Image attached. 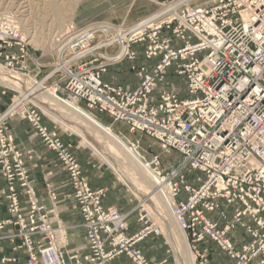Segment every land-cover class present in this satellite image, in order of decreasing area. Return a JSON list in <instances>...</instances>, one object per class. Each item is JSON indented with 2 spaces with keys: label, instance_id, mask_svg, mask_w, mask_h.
Wrapping results in <instances>:
<instances>
[{
  "label": "built area",
  "instance_id": "built-area-1",
  "mask_svg": "<svg viewBox=\"0 0 264 264\" xmlns=\"http://www.w3.org/2000/svg\"><path fill=\"white\" fill-rule=\"evenodd\" d=\"M192 1L166 2L159 11L128 27L95 22L79 29L71 27L48 79L56 77L55 90L65 98L83 101L90 109L124 123L130 133H143L162 149L181 155L179 165L167 173L158 156L146 162L169 188L173 211L190 236L194 264H206L205 254L196 248L204 236L237 264L253 258L264 264V0H215L201 7H194ZM4 19L0 16V27ZM163 27L169 28L171 35L163 36ZM100 37L103 39L98 41ZM173 37L182 44L174 47ZM12 40L17 37L11 32L0 35V43L9 46ZM144 42V57L159 60L150 68L132 67L138 78L135 87L101 79L109 64L135 60L131 45ZM112 45L117 46V52L107 54ZM9 59L7 66L12 67L14 55ZM172 65L176 75L185 79L188 96L162 90L154 102L152 94ZM12 106L2 119L16 113L10 112ZM22 107L24 103L18 112L29 119L35 135L56 151L67 171L71 200L82 218L87 247L82 255L67 247L66 227L53 225V209L38 202L20 161L4 162L11 218L0 222V229L8 224L16 227L10 240H20L17 247L27 252L25 264H110L119 254L126 255L130 264H164L147 261L135 246L149 232L156 233V227H145L127 237L126 215L102 205L104 189H92L56 131L41 123L38 112ZM1 145L11 148V137L3 136ZM132 146L139 151V140ZM189 172L195 173L197 186L189 182ZM16 180L26 194V213L14 189ZM49 197L55 205L57 194L49 192ZM219 199L242 206L235 211L236 224L245 225L241 221L244 215L254 222L252 228L246 225L253 241L243 252L235 251L226 229L219 230L203 215L216 209ZM10 261L14 259L3 257L0 264Z\"/></svg>",
  "mask_w": 264,
  "mask_h": 264
},
{
  "label": "rangeland",
  "instance_id": "rangeland-1",
  "mask_svg": "<svg viewBox=\"0 0 264 264\" xmlns=\"http://www.w3.org/2000/svg\"><path fill=\"white\" fill-rule=\"evenodd\" d=\"M49 1L50 0H0V16L11 18L12 19L11 21H13L12 26L21 27L20 29L19 28L17 29L18 31L15 34L11 32L12 34H14L15 37H17V40H12V42L9 46L5 45L3 43H0V52H1L0 68H2V70L4 72H6L10 75L16 74V75L21 76L22 80H25L26 83L28 84V86L30 84H32L34 81H43L42 85L45 87H53L54 86L53 82L56 80V77L52 76L51 78L48 79V75L51 72V70L53 69V65L57 61L58 52L63 49L64 42L67 40V38L65 37V32L68 29L69 24L74 25L75 29L82 28V27H84L90 23H94V22L95 23H97V22L98 23H110L111 25H115L116 27H122V26L128 27V26L133 25L134 23L138 22L143 17L151 15V14L159 11L164 3L169 2L171 0H77L74 4L73 9H68V8L66 9L67 0H65V1L64 0H54V2L57 5L62 7V11L60 12L62 14L59 13V15L54 13V11L51 9L50 5H48ZM212 2H213V0H193L191 3H192V5L203 6V5H209ZM143 13H146V14L143 15ZM60 20H61V22H60ZM17 23H19V24H17ZM3 25L4 26L0 27V34L2 36H5L8 32H10V31H8V28H10V26H7V24H3ZM65 26H68V27H65ZM21 32H22V35L24 37L20 35ZM161 32H162L163 36L171 35V30L169 28H166V27H163L161 29ZM25 33H27V34L25 35ZM61 34H62V37L59 38V36ZM25 37H26V39H25ZM102 39L103 38L100 37V38H98V41L102 40ZM174 40H175V38L173 37L172 45L174 47H177V46L182 44L181 41H177V40H175L176 43H174ZM98 41L96 40V42H98ZM1 44H3V46H1ZM135 45L137 47L136 49H138V52H139V56L137 59L135 58V60H133V61L123 59V60L119 61L118 63H111L107 66L105 72H103L102 74L106 73L108 68L115 66L114 68H112V71L115 72L116 74H121V79L122 80L125 79L126 83H130L131 81L128 79V76L129 77H131V76L133 77L134 75L136 76V73L134 70H132V67L133 66L139 67L141 65H146L149 63V59L145 58L143 55V50L145 48V42L144 43H135V44L131 45V49L133 51H135L136 57H137L138 52L134 48ZM55 49H57V50H55ZM115 52H117V46L116 45H112L111 47L106 49L107 54L112 53V55H113ZM6 53L9 54V58L11 55L12 56L14 55V57H15V59L11 60L13 63L12 67L7 66V59H9V58L5 57ZM156 58H158V60H159V57H156ZM102 61H104V60H102ZM98 63L99 62H96L95 64H98ZM168 69H169V74L167 75V81L165 79L166 72H167V70H166L165 75H164V80L162 83L158 84V86L156 87V90L162 86L163 87H166V86L170 87L171 86L170 84L172 81L170 80V78L172 75H174V74L176 75L175 67H174V65H172ZM102 74H101V79H102ZM110 75H111V73H110ZM136 78H137V76H136ZM30 79H32V80H30ZM168 80H169V83H168ZM110 83H112V82H110ZM116 85H119V84H116ZM120 86H122V85H120ZM122 87H125V86H122ZM125 88H127V86ZM162 90L174 91L178 96L179 95H185V97L188 96L187 92L185 93L186 84H185V86L174 84L169 89L161 88L158 92V95ZM18 91L19 90L12 89V88H6V87L0 85V113H1L0 114V178L4 180V184H5L4 188L1 191L3 193L2 198L6 203V211L9 215L8 218L3 219L0 222L8 220L11 218V214L8 210V208H9V202L8 201L9 200L7 197L9 194V184L7 182V179H5V177H4V171H3V164L2 163H4V162L14 163V161H16V160L20 161V169L22 171H25V173L28 175L29 180H30L29 182L31 183V185L33 187V180L31 179L29 170L26 166V160L31 159L33 153H32V151L27 150L24 147L18 146L15 143L14 137L10 131V121L15 117L27 121L30 125L31 136L40 138L39 135H35V130L32 127L29 119L27 117H24L23 115H21L20 112L13 113L11 116H7L6 118L4 117L5 118V119L3 118L4 120L2 119L3 114L6 113V111L14 104V102H16L17 99H20L23 101L22 103H24L25 108L24 107H22V108L24 110H26L27 112H30L32 110L38 112L41 123L45 127L49 128V129H53L54 131H56V133L59 135L60 139L66 145L68 152L72 156H74L77 161H78V159L75 155L76 151L84 152L85 156H86L84 158V161H85L84 164L85 165H94L95 164V166L101 165L103 167H107L113 173V175H112L114 178L113 187H114V185L118 184V185H122L126 189H128V187L125 185V183H123L119 179V177L115 174V172L111 169V167L105 161L100 159L101 157L92 148H90L89 146H87L83 142V139L81 136L74 133L69 128H65L62 125H60L59 123L55 122L35 102H33L30 99V97L23 99L20 96L21 92H18ZM55 92L60 97L65 98V95L60 93L59 90L58 91L55 90ZM26 99L28 101H26ZM65 99H67V98H65ZM77 104L80 105L85 110H87L88 112H90L91 114H93L94 116H96L102 123L110 126L115 133L119 134L118 131H121L125 137H123L122 135H120V136L122 137V139L125 142H127L131 146H132V143H134L136 140H139V137H136V138L131 137L132 133L129 132V130L125 124H123L121 122L113 121L105 113H101V112H98L97 110L90 109L83 101H80ZM20 110H21V108H20ZM133 134H135V133H133ZM141 134H143V133H141ZM3 136H10L11 137L13 148H12V146H11V148H8V147L5 148L1 145V140H2ZM64 136L68 137L70 140L64 139L63 138ZM126 138H129L131 140V142L129 143V141H127ZM151 139H153V138H151ZM40 140H41V138H40ZM154 141L156 142L157 150L151 157H150V154L146 153V151L151 153L149 151L151 147H149L148 149L142 147V145H140V140H139V151H136V152L140 155V157H144L145 161H146V159L150 160L154 155L158 156L160 165H161L164 173H167L172 168L177 167L179 165V163L181 162V159H182L181 155L176 150H173V149H168V150L162 149L160 147L159 143L156 140H154ZM41 142L43 143L42 140H41ZM45 147H47V146L45 145ZM48 149H50V148H48ZM133 149H134V147H133ZM50 150H52V149H50ZM52 151L55 153L56 158L58 159V161L62 165L61 161L58 158L56 151H54V150H52ZM78 163H79V161H78ZM79 165H80V168L82 170V166L80 163H79ZM62 167L64 168L63 165H62ZM82 174H83V170H82ZM194 176H195L194 172L193 173H191V172L187 173V177H188L189 182H192V184L194 186H197L198 184L195 183ZM45 186H46V189L48 192V197H49V192H55L57 194V202L55 203V205H53L52 201L49 197V205H45L43 202L40 201V199L36 195L37 200L39 203L45 205L48 209H50V210L53 209V211L51 212V218H53V225L56 226V225H58V223L63 224L66 227V234H67V225L61 219V217L59 215V209H58V203L60 201H62V199L59 198L58 193L55 191L54 188L51 187L50 183H46ZM14 189L17 192L18 200L20 202L21 207L23 208V213H26V210H25V208L27 207L26 194L24 193V188L20 185V182L17 180L14 182ZM33 189H34V187H33ZM99 189H104V192L106 194L105 188H99ZM34 191H35V189H34ZM130 192L132 193V191H130ZM35 194H36V192H35ZM20 195H23V199H24L23 202L20 199ZM117 195L114 194L115 197H117ZM132 195L135 196L136 200H137V206H136L134 214L137 216L138 221L140 223H142L141 229L139 231H137L136 233H134L133 235H127V233H126L127 230L129 229V223H128L129 213H122L116 207L110 206L112 208H115L120 213L125 214L127 216V228L124 231L125 235L127 237H133L137 233H139L143 228L155 225L156 226V233L151 231L146 236H148L149 234H155L156 237H160L164 241V243L167 247V251H166L167 258L162 260V261H156V263L163 262L164 264H176L172 249L166 240V235H165V232H164V229L162 226V220L159 219L158 217H155L153 214H151L150 212L147 211L148 208H146L144 203L142 202L141 196L140 197L136 196L134 193H132ZM182 196H184V195L182 194ZM139 199H140V201H139ZM71 202H72V200H71ZM71 205L73 207V203H71ZM237 208H242V206L239 203L226 204L222 199H219L218 207L216 209H214L213 211H204L203 215H204L206 220H209L210 222L215 223L216 227L219 230L226 229L225 235L229 239V241L231 242L235 251L236 252H243V248L245 246H249L253 241V236L248 231L247 227L252 228L254 226V222L252 221V219L250 218L249 215H244L242 217L241 221H243L245 225L242 226L239 223L236 224L234 222V217H235V213H236L235 211ZM73 209H75V208L73 207ZM209 213H215V215L217 217L211 218ZM149 214H151L153 216H151ZM141 217H143V219H141ZM261 217L264 219V212L261 213ZM174 218H176L175 215H174ZM231 224H233V225H231ZM8 225H10V224H8ZM246 225H247V227H246ZM5 226H3V227H5ZM13 227L15 228V231L12 234H15L16 227L15 226H13ZM183 231L185 232V230H183ZM233 232H238V233H236V238H234L235 236H233ZM185 234H186L187 243L189 245V248H190L192 256H193V264H194V252L191 249L190 236H189L188 232H185ZM10 236H11V234L7 236L9 238V240H10ZM35 238H37V236ZM144 238H145V236L141 240H143ZM206 238H208L213 243L215 242L209 236H204L201 241L197 242L196 248L205 254L206 264H210L209 248L208 247H200L198 245ZM16 239L17 238H15V240ZM17 240L19 241V244H17V246H19L20 240L19 239H17ZM141 240H139V241H141ZM236 241L239 242V246H236V243H235ZM137 243L135 244V246L137 245ZM214 244L216 245V247L218 249H220L222 251V249L216 244V242ZM17 246L15 248H23V247H17ZM67 247H68V242H67ZM74 249H78V248H74ZM222 252L225 255L229 256L226 252H224V251H222ZM7 258H9V257H7ZM229 258L232 259L234 264H237V261L234 258H232V257H229ZM258 263H259L258 259L253 258L252 260H250L246 264H258ZM226 264H230V263L227 262Z\"/></svg>",
  "mask_w": 264,
  "mask_h": 264
},
{
  "label": "crops",
  "instance_id": "crops-1",
  "mask_svg": "<svg viewBox=\"0 0 264 264\" xmlns=\"http://www.w3.org/2000/svg\"><path fill=\"white\" fill-rule=\"evenodd\" d=\"M145 14L146 13H143V15ZM174 43H176L175 40ZM134 48L138 52L136 45ZM138 56L139 52L137 53L136 59ZM157 61L158 58H151L149 59V63L146 64V66L150 68L155 65ZM114 67L108 68L107 72L102 74L103 81L112 82L125 87L127 86L129 89L135 87V85L138 83V79L135 75L133 77L131 75V77L128 76V79L131 82L126 83L125 79H121V74H116L112 71V68ZM168 74L169 69H167L166 72V81ZM170 80L172 81L170 84L171 86L174 84L185 86V79L180 76L174 74L171 76ZM170 87L162 86L155 90L152 94L154 102L156 101V97L158 96V92L161 88L169 89ZM179 96L182 98L185 97V95ZM10 131L14 137L15 143L18 146L24 147L33 153L31 159L26 160V166L29 170L31 179L33 180V186L36 195L40 201L45 205H49L48 192L45 186L46 183H50L51 187L54 188L58 193L59 198L62 199V201L58 203V209L61 219L67 225L68 248H78L80 255L85 254L87 252V248L85 232L82 227V218L79 212L73 209L71 205L72 188L68 179L67 171L62 167L56 158L55 153L45 147L40 138L31 136L30 125L27 121L17 117L13 118L10 121ZM118 133L124 137L121 131H118ZM131 137H139L140 145H142V147L147 149L151 147L149 150L151 153L146 151V153L150 154V157L156 152V142L150 137L141 133L132 134ZM63 138L70 140L65 136ZM126 140L129 141V143L131 142L129 138H126ZM75 155L82 166L83 174L85 175L89 186L92 189H106V194L102 198V205L104 207L114 206L122 213H129V229L126 232L127 235H133L139 231L142 227V223L138 221L137 216L134 214L137 206L136 197L133 196L132 193L122 185L117 184L113 187V173L107 167H103L101 165L95 166V164L85 165L84 158L86 156L84 152L76 151ZM4 186V180L0 178V221L9 217L6 211V203L2 198L3 193L1 190L4 188ZM114 194H118L117 197H115ZM20 199L23 202V195H20ZM209 215L211 218L216 217L215 213H209ZM14 231L15 228L12 225H6L0 230V259L2 257H9L14 259V261L8 262V264H25V260L27 258L25 249L15 248L17 244H19V241L16 239L15 241L11 242L7 237L8 235L14 233ZM236 233L238 232H233V236H235L234 238H236ZM237 242L238 241L235 242L236 246H239V242ZM136 246L142 251L146 259L149 261L156 262L167 258V247L164 241L160 237H156L155 234H149L143 240L139 241ZM199 246L209 248L210 264H226L227 262L234 264L232 259H230L220 249H218L216 245L208 238L204 239L199 244ZM110 264H130V259L126 255L120 254L117 255L110 262Z\"/></svg>",
  "mask_w": 264,
  "mask_h": 264
},
{
  "label": "bare ground",
  "instance_id": "bare-ground-1",
  "mask_svg": "<svg viewBox=\"0 0 264 264\" xmlns=\"http://www.w3.org/2000/svg\"><path fill=\"white\" fill-rule=\"evenodd\" d=\"M76 1L77 0H67L66 9H73ZM48 5H50L54 13L58 15L62 11V7L57 5L54 0H50ZM193 6L201 7L196 5ZM4 18L6 19L3 20V24L10 26V28L7 27L8 31L15 34L18 31L17 29L21 28L19 26H12L13 21H11V18ZM5 20H7V22H5ZM71 27H74V25L69 24L65 33L71 30ZM26 34L27 33H25V35ZM20 35L23 36L22 32ZM60 37H62V34L59 38ZM118 54V57H120V52ZM42 82L43 81H34L28 86L26 81L22 80L21 76L16 74L10 75L0 68L1 86L19 90L18 92H21L20 96L23 99L30 97V99L55 122L65 128H69L74 133L81 136L83 142L92 148L101 157L100 159L105 161L111 167L119 179L125 183L128 189L136 196L142 197V202L145 207L148 208L147 211L162 220L166 240L172 249L176 264H193V256L187 243L185 234L186 231H183L181 224L173 211V199L170 195L168 186L162 182L160 177L156 175L153 168L143 159V157H140V155L136 152L137 150L133 149L130 144L122 139L120 134L115 133L110 126L102 123L96 116L75 103L74 100L65 99L57 95L54 86L45 87L42 85ZM26 101L28 100L26 99ZM22 102V100L17 99L10 112L20 111L18 107L21 106ZM173 214L176 218H174ZM140 252L142 253L141 250ZM142 255L144 256L143 253Z\"/></svg>",
  "mask_w": 264,
  "mask_h": 264
}]
</instances>
